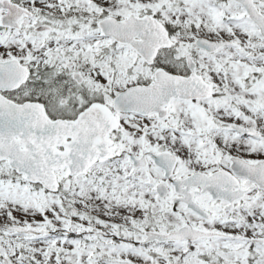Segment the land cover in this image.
Here are the masks:
<instances>
[{"label": "snow or ice", "instance_id": "6c2138e0", "mask_svg": "<svg viewBox=\"0 0 264 264\" xmlns=\"http://www.w3.org/2000/svg\"><path fill=\"white\" fill-rule=\"evenodd\" d=\"M0 264H264V0H0Z\"/></svg>", "mask_w": 264, "mask_h": 264}]
</instances>
